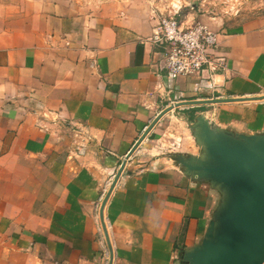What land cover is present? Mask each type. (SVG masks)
<instances>
[{
	"label": "crops",
	"instance_id": "obj_1",
	"mask_svg": "<svg viewBox=\"0 0 264 264\" xmlns=\"http://www.w3.org/2000/svg\"><path fill=\"white\" fill-rule=\"evenodd\" d=\"M155 0H0V264H184L222 195L185 173L204 118L264 134V30L218 36L225 70L172 78L149 40ZM190 16V15H189ZM191 19V20H192ZM113 188L120 164L153 120ZM173 153V154H172ZM103 198V200H104Z\"/></svg>",
	"mask_w": 264,
	"mask_h": 264
},
{
	"label": "water",
	"instance_id": "obj_2",
	"mask_svg": "<svg viewBox=\"0 0 264 264\" xmlns=\"http://www.w3.org/2000/svg\"><path fill=\"white\" fill-rule=\"evenodd\" d=\"M251 99L195 101L178 106L222 104ZM173 108L162 111L142 134L119 166L107 192L99 217L109 244L103 210L120 178L127 160L133 155L155 124ZM201 146L199 157L176 155L174 161L185 173L206 181L222 195L221 204L210 222L202 242L184 252V264H264V134L231 135L215 130L202 117L192 128ZM110 250V262L113 254Z\"/></svg>",
	"mask_w": 264,
	"mask_h": 264
},
{
	"label": "built area",
	"instance_id": "obj_3",
	"mask_svg": "<svg viewBox=\"0 0 264 264\" xmlns=\"http://www.w3.org/2000/svg\"><path fill=\"white\" fill-rule=\"evenodd\" d=\"M155 0L157 24L150 42L164 46L161 62L172 78L201 77L225 70V58L219 53L217 34L194 19L188 20L178 0L162 3ZM104 196L97 205L99 213Z\"/></svg>",
	"mask_w": 264,
	"mask_h": 264
},
{
	"label": "rangeland",
	"instance_id": "obj_4",
	"mask_svg": "<svg viewBox=\"0 0 264 264\" xmlns=\"http://www.w3.org/2000/svg\"><path fill=\"white\" fill-rule=\"evenodd\" d=\"M171 0H163L162 3ZM175 1V0H174ZM188 20L199 16L223 21L233 34L264 30V0H178ZM173 154V153H172ZM200 152L199 155H201Z\"/></svg>",
	"mask_w": 264,
	"mask_h": 264
}]
</instances>
